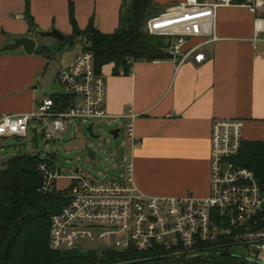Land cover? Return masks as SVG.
<instances>
[{
  "label": "built area",
  "instance_id": "built-area-1",
  "mask_svg": "<svg viewBox=\"0 0 264 264\" xmlns=\"http://www.w3.org/2000/svg\"><path fill=\"white\" fill-rule=\"evenodd\" d=\"M233 6L252 14L253 41L264 42V0H183L148 18L143 32L165 39L169 61L177 67L187 62L200 65L209 57L205 46L218 41L217 11ZM56 82L72 98L69 105L58 110L45 97L33 112L0 115V139H25L32 124L35 137L40 134L55 142L73 119L111 118L106 112V83L95 70L91 52L81 51L68 67L60 68ZM135 117H125V140L132 148ZM244 126L236 118L212 122L204 197L191 192L182 197L148 196L134 184L131 161L115 180L90 179L76 169L66 177L71 186L63 197L65 204L50 218L51 250H132L172 260L225 256L235 264H264V179L237 163ZM39 159L38 192L51 195L64 177L45 158Z\"/></svg>",
  "mask_w": 264,
  "mask_h": 264
},
{
  "label": "crops",
  "instance_id": "crops-1",
  "mask_svg": "<svg viewBox=\"0 0 264 264\" xmlns=\"http://www.w3.org/2000/svg\"><path fill=\"white\" fill-rule=\"evenodd\" d=\"M125 1L0 0V48L22 37L36 42L32 55L22 48L0 54V115L30 113L45 97L65 95L63 90L46 94L64 68L59 63L51 67L50 60L56 59L51 51L61 53L74 45L40 38L39 32L55 29L69 38L72 13L79 30L92 21L101 34H113L121 26ZM153 1L167 4L161 7L164 11L183 0ZM215 32L218 41L205 46L209 57L200 65L138 61L127 72L114 73L113 64L99 72L111 117L105 122L125 128V117L136 116V145L129 144L126 161L133 163L135 186L148 196L207 195L211 125L216 119H240L244 142L264 143V42L253 41V16L240 7L220 8ZM48 74L51 81H46ZM7 160L0 161V168Z\"/></svg>",
  "mask_w": 264,
  "mask_h": 264
},
{
  "label": "trees",
  "instance_id": "trees-1",
  "mask_svg": "<svg viewBox=\"0 0 264 264\" xmlns=\"http://www.w3.org/2000/svg\"><path fill=\"white\" fill-rule=\"evenodd\" d=\"M242 1V0H240ZM163 12L153 0H130L122 5V23L113 34L104 35L89 22L79 30L70 13L73 33L64 43H78L81 51H89L95 59V70L108 64L114 73L127 72L134 62L167 61L168 43L164 38L143 32L148 18ZM29 26L33 24L29 21ZM77 40V41H76ZM37 53L42 51L36 50ZM58 110L72 101L67 95L50 97ZM39 157L17 155L0 168V264H115L149 254L132 250L118 251H53L50 248V218L64 204L61 192L42 195L38 192L41 177ZM237 163L251 170L258 180L264 179V143L243 142ZM101 254L102 256H98ZM159 264H235L225 256L197 259L156 260ZM130 264H157L154 262Z\"/></svg>",
  "mask_w": 264,
  "mask_h": 264
},
{
  "label": "rangeland",
  "instance_id": "rangeland-1",
  "mask_svg": "<svg viewBox=\"0 0 264 264\" xmlns=\"http://www.w3.org/2000/svg\"><path fill=\"white\" fill-rule=\"evenodd\" d=\"M130 0H126V3ZM167 4H156L158 9L164 7ZM81 51V47L78 43L74 46H67V48L61 53H56L53 50L52 55L56 59H51V67L54 68L55 63H59L60 67H66L71 63V60L76 57ZM50 67V68H51ZM51 76H46V81L50 80ZM61 93V86L53 79L48 87L47 95ZM93 125V134L101 135L102 139L93 140L90 139L86 133L88 125ZM118 128L119 136L116 140L108 134L113 129ZM59 140L54 143L46 144L45 140L40 134L35 137L32 124L29 126L28 135L25 139L8 138L0 139V161L12 158L17 155H28L36 156L39 158H45L51 163L60 175L64 178L58 179L56 186L57 191L61 192L64 197L71 186V182L66 177L74 174L75 170L78 169L84 177L90 179L107 180L118 179L123 173L126 159L129 155L130 146L125 140V128L124 126L116 123L107 124L105 121H90L81 122L73 119L67 125V131L59 135ZM125 142V143H124ZM91 148L96 153L94 161L89 160L86 156V149ZM86 246H92L94 249L100 247L99 244L87 243ZM98 256H102L99 254ZM148 259V260H142ZM159 258L153 256L140 257L133 260H127L118 262L115 264H130V263H144L154 262L159 264Z\"/></svg>",
  "mask_w": 264,
  "mask_h": 264
},
{
  "label": "water",
  "instance_id": "water-1",
  "mask_svg": "<svg viewBox=\"0 0 264 264\" xmlns=\"http://www.w3.org/2000/svg\"><path fill=\"white\" fill-rule=\"evenodd\" d=\"M38 36L40 38H52L54 40H56L57 42H64L65 41V36L63 34H61L59 31L52 29L49 32H39ZM22 48L24 53L27 55H32L35 52L36 49V42L30 38H26V37H22V38H17L14 39L12 41V43L7 44L5 46H3L2 48H0V54L6 53V52H11L17 49ZM86 133L88 134L90 139L93 140H99L102 139L101 135H95L93 134V128L92 125H88L86 128ZM119 131L120 129L115 128L112 131H110L108 134L112 137L113 140H116L119 136ZM46 144L49 143H54L53 140H46L45 141ZM86 156L89 160L94 161L96 158V153L91 149V148H87L86 149Z\"/></svg>",
  "mask_w": 264,
  "mask_h": 264
}]
</instances>
